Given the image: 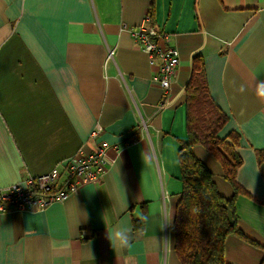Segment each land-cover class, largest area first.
Here are the masks:
<instances>
[{"label": "crops", "instance_id": "obj_1", "mask_svg": "<svg viewBox=\"0 0 264 264\" xmlns=\"http://www.w3.org/2000/svg\"><path fill=\"white\" fill-rule=\"evenodd\" d=\"M149 8L179 54L165 93L158 60L130 31ZM195 54L228 116L220 135L239 134L236 179L250 194L235 208L255 243L228 235L224 257L264 264V0H0V188L55 167L61 181L70 156L108 144L98 181L44 208L0 213V264H181L177 149ZM193 151L230 196L220 165L201 145Z\"/></svg>", "mask_w": 264, "mask_h": 264}, {"label": "trees", "instance_id": "obj_2", "mask_svg": "<svg viewBox=\"0 0 264 264\" xmlns=\"http://www.w3.org/2000/svg\"><path fill=\"white\" fill-rule=\"evenodd\" d=\"M151 18V9L148 12ZM186 106V138L177 149L181 191L173 219L174 252L181 264H230L225 260L228 235L246 236L237 223L236 200L239 195L250 196L237 181L242 163L237 151L239 134L219 131L228 120L209 94L201 55L191 58L190 75L184 87ZM201 145L220 165L221 177L231 186L230 196H224L214 182L209 168L194 153ZM257 159L264 162V150Z\"/></svg>", "mask_w": 264, "mask_h": 264}, {"label": "built area", "instance_id": "obj_3", "mask_svg": "<svg viewBox=\"0 0 264 264\" xmlns=\"http://www.w3.org/2000/svg\"><path fill=\"white\" fill-rule=\"evenodd\" d=\"M149 21L146 13L142 22L130 31L135 43L148 53L151 61L158 60L153 78L165 93L175 74L179 54L175 47L167 44L168 34ZM112 53L113 50H109L108 55ZM101 130V125L96 124L90 137L96 138ZM107 149L108 144L100 140L90 152L70 156L64 164L65 173L61 181L62 171L55 167L47 173L0 188V213L44 208L52 202L64 200L85 183L98 181L106 171Z\"/></svg>", "mask_w": 264, "mask_h": 264}, {"label": "rangeland", "instance_id": "obj_4", "mask_svg": "<svg viewBox=\"0 0 264 264\" xmlns=\"http://www.w3.org/2000/svg\"><path fill=\"white\" fill-rule=\"evenodd\" d=\"M216 174H213V179H214V182H217V185L220 186L221 184L218 182L217 178H216ZM222 178V177H221ZM216 180V181H215ZM224 180V179H223Z\"/></svg>", "mask_w": 264, "mask_h": 264}]
</instances>
